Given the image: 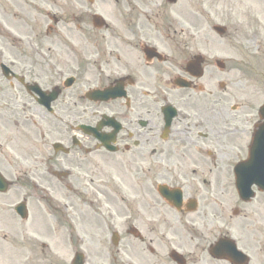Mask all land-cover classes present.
Wrapping results in <instances>:
<instances>
[{"label":"flooded vegetation","instance_id":"flooded-vegetation-1","mask_svg":"<svg viewBox=\"0 0 264 264\" xmlns=\"http://www.w3.org/2000/svg\"><path fill=\"white\" fill-rule=\"evenodd\" d=\"M113 2L114 17L72 11L48 18L24 40L32 53L2 59L14 72L0 73L10 94L23 92L65 123L52 129L54 139L41 134L40 165L29 177L0 145V173L28 209L20 218L10 194L0 192L4 263L59 264L65 245L82 252L84 264H264V192L245 202L234 189V168L249 164L259 127L257 149L264 150V0ZM32 85L58 92L52 112ZM11 97L14 107L26 105ZM7 109L0 133L22 124L11 100ZM74 169L89 176L101 208L61 217L66 224L98 216L97 225L63 226L58 212L30 206L27 181L77 192L82 179ZM234 213L243 220L236 226L227 220ZM220 238L233 239L243 256L216 255Z\"/></svg>","mask_w":264,"mask_h":264},{"label":"rangeland","instance_id":"rangeland-1","mask_svg":"<svg viewBox=\"0 0 264 264\" xmlns=\"http://www.w3.org/2000/svg\"><path fill=\"white\" fill-rule=\"evenodd\" d=\"M158 1L161 2V0ZM160 6L162 8V5ZM72 11L80 13V17L85 18L94 11L106 16L110 13L111 17L117 14L116 5L113 0H107L106 3H103V0H0V59H11L14 55L21 54L24 51L32 53L28 50L29 48L26 46L24 40L28 37L33 38L40 28H44L49 23L48 17L58 13L61 16L68 17ZM43 16L44 18H40ZM54 38V36H50V38L45 39L44 43H49ZM15 39L21 41L17 47L13 46ZM263 49L264 46L260 48L261 51ZM12 92L13 95L10 94L9 89L4 84L3 78L0 76V113L10 112L7 108L11 100V112H18L22 118V124L16 132L13 131L12 125H10V130L0 133V145L3 146L4 152L8 153L10 162H19L23 167H26V173L29 177L31 171L37 174L36 165H40L36 156L39 153V149L42 148L41 134L44 137H48V139L50 137L54 139L55 134L52 129L63 128L65 123L60 121V119L54 120L52 117L41 113L34 103L31 104L29 102L30 99L23 92H18L16 89L12 90ZM11 96H15L21 102L26 101V105L23 107L20 104L14 107ZM30 106L36 108L31 113L29 111ZM13 107L16 109H13ZM18 108L20 109L19 111ZM41 116H45L46 118L42 119L40 118ZM7 123L9 124L10 122ZM97 160H94V164L98 167H92L96 182H98L97 177L100 176V166ZM74 173L82 179L77 192H69L61 185L40 184L36 186L27 181L29 191H27L26 196L30 199L31 208H47L58 212L60 215H67L69 217L71 215L68 211L71 209H88L90 212L100 209L102 196L99 195L97 188L89 180V176L78 173L76 169H74ZM42 186L47 187L48 190L41 189ZM51 189L55 190L52 191ZM17 193L18 191L12 188L9 194L13 199L20 197V194ZM69 193L73 198L67 200L65 197ZM47 194L52 196V206L42 198L43 195L49 198ZM57 205H60V208H54ZM63 206L64 208H62ZM70 218L74 219L73 217ZM77 219L79 222L73 223L76 227H87L92 226V224L97 225L100 218L98 216L85 215L82 218L77 217ZM242 222L241 216L232 218L234 226ZM59 255L68 258L71 255V248L63 245L59 249Z\"/></svg>","mask_w":264,"mask_h":264},{"label":"water","instance_id":"water-1","mask_svg":"<svg viewBox=\"0 0 264 264\" xmlns=\"http://www.w3.org/2000/svg\"><path fill=\"white\" fill-rule=\"evenodd\" d=\"M264 175V169H252V168H242V169H237V176H238V182H237V188L240 194L247 195L248 190L250 188L251 180L252 177H262ZM253 180V179H252Z\"/></svg>","mask_w":264,"mask_h":264}]
</instances>
